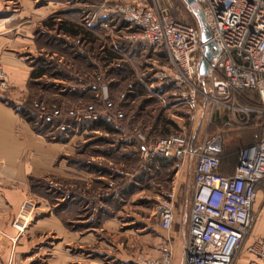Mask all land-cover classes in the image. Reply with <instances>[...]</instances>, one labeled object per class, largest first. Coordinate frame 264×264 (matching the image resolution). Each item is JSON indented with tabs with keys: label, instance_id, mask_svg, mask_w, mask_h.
Instances as JSON below:
<instances>
[{
	"label": "rangeland",
	"instance_id": "rangeland-1",
	"mask_svg": "<svg viewBox=\"0 0 264 264\" xmlns=\"http://www.w3.org/2000/svg\"><path fill=\"white\" fill-rule=\"evenodd\" d=\"M0 1V7H4L8 0ZM9 1L13 2V8L7 9L10 13L6 15L0 14V21L6 18L18 23L13 28L17 35H31L33 48H28L30 51L25 55L32 71L42 60L52 68L46 76L31 82L29 88L0 91L3 101L16 111L27 101L40 100L64 107L89 103L93 98L88 87L96 73L115 85V98L128 83L137 87V94L127 107L126 134L114 127L113 133L78 129L74 135L55 133L52 138L42 135L46 141L62 144L57 161L59 173L31 177L32 195L26 199L35 205L34 216L22 235L29 240L38 237L46 251L59 245L62 249L57 256L59 261H48L50 264H86L90 258L98 259L97 264H137L140 256L155 254L164 240L173 244L175 239L182 242L181 254L177 256L180 263L193 202L194 159L184 160L180 167L174 160L147 162L134 138L135 129L148 135L154 131L157 137L153 138H161L165 123L170 124L169 133L192 129L189 109L176 104L174 89L160 98L147 86L149 77L168 63L167 51L158 49L156 56H150L152 49L141 50L148 48L147 44H142L139 51H130L124 44L128 43L124 38L128 32L123 31L128 23L118 15L101 11L99 0ZM156 2L176 19L188 23L199 20L196 4L189 5L185 0ZM28 7L31 12L26 11ZM65 24L78 25L89 34L86 37L68 34L63 29ZM103 57L124 60L117 67L115 60L104 61ZM60 73L62 76H56ZM21 90L25 91L24 96H20ZM251 102L240 100L250 108H263L258 100ZM249 116L237 113L239 121H236L226 110L222 115L215 114L211 123L209 118L205 119L197 128L201 136L206 133L209 139L219 140L224 171L236 165L242 148L262 136L264 115L252 112ZM168 191L175 194V220L170 230H164L156 209L162 193ZM259 210L256 206V211ZM51 219H59L64 231L72 236L63 234ZM62 236L67 238L65 242ZM252 236L253 231L243 241L233 264H264V260L248 251L254 241ZM46 253L50 257V251Z\"/></svg>",
	"mask_w": 264,
	"mask_h": 264
},
{
	"label": "built area",
	"instance_id": "built-area-1",
	"mask_svg": "<svg viewBox=\"0 0 264 264\" xmlns=\"http://www.w3.org/2000/svg\"><path fill=\"white\" fill-rule=\"evenodd\" d=\"M99 2L101 11L118 15L128 23L130 31L124 36L127 41L167 51L168 63L149 77L147 86L160 98L174 89L176 104L189 109L191 122L201 126L209 118L211 123L215 114L222 115L226 110L236 121H239L237 113L248 117L252 112L264 115V0H194L203 10L218 51L206 74L199 71L205 49L199 20L188 23L176 19L156 0ZM123 60H115L114 64L121 67ZM11 88L14 86L0 61V91ZM88 88L93 100L86 104L64 107L34 101L38 119L64 133L72 128L71 120L80 123L105 119L126 134L127 107L136 93L134 83H128L115 98L111 83L104 80L103 74L96 73ZM245 91L255 93L263 108L241 104L239 96ZM24 95L25 91L21 90L20 96ZM73 129L76 132L79 128ZM134 138L141 146V157L147 162L163 157L176 161L180 167L184 160L194 159L193 202L183 264H233L257 222L254 206L257 187L264 180V125L261 138L241 149L231 175L220 172V149L213 146L218 140L209 139L206 133L194 142L186 132L154 139L135 129ZM161 197L156 213L161 228L170 230L175 216V194L168 191ZM34 206L26 199L15 215L13 226L19 235L27 231ZM248 251L264 260V237L254 240ZM137 264H174L171 243L161 244L155 255L140 256Z\"/></svg>",
	"mask_w": 264,
	"mask_h": 264
},
{
	"label": "crops",
	"instance_id": "crops-1",
	"mask_svg": "<svg viewBox=\"0 0 264 264\" xmlns=\"http://www.w3.org/2000/svg\"><path fill=\"white\" fill-rule=\"evenodd\" d=\"M12 3L9 0L4 2L6 5L0 7V14L6 15L10 13L7 9L13 8ZM26 11L29 12L30 8L28 7ZM4 19L0 21V61L8 74L10 83L15 88H29L32 67L27 61L28 57L25 54L32 50L31 42L33 43V40L30 38V34L17 35L13 33V28L18 23ZM128 30L130 31L129 26L123 28L125 32H128ZM127 42L124 44H126V47L127 45L129 46L128 49L130 51L136 52L141 49L142 43ZM150 49L152 51H149ZM141 50L149 51L150 56L153 57L157 54V50L149 45L148 48L145 47ZM253 98L258 99L254 93L245 95L243 92L239 96V99L243 102H249ZM3 100L0 97V264H47L48 261L57 262L59 261L57 256L62 250L59 245L48 248L47 251H50V257H46V246H41L38 237L29 240L26 235H19L13 226V219L23 201L32 195L31 177H45L59 173L57 161L63 150L62 144L46 141L42 135L35 133L31 124L13 106L8 105ZM178 118L182 119L180 116ZM192 124V129L189 132H186V128H183L182 132H186L192 140L194 138V142H197L201 138L200 130L197 129L200 125ZM236 165L231 170L224 171L221 164L220 171L222 170L221 173L225 175H231L234 173ZM257 191L258 197L254 209L256 211L257 206L260 210L259 212L256 211L257 222L253 228V240L264 237V180L259 183ZM51 220L54 226H58L61 229L60 231L63 234L72 236L66 230L64 231L59 219ZM41 221L42 219L38 220V222ZM188 227L189 221L187 230ZM62 238L64 242L67 239L63 236ZM166 241L164 240V242ZM172 243L174 244H171L173 250L174 247L176 250V253L174 251V264H183L186 242L185 245L183 244V259H181L180 263V260L177 261V256L181 254L182 242L175 239ZM155 252L157 254L158 247ZM146 254L153 255L150 253ZM87 260H90V263L86 264H97L98 259L90 258ZM58 263L61 264L60 262Z\"/></svg>",
	"mask_w": 264,
	"mask_h": 264
},
{
	"label": "trees",
	"instance_id": "trees-1",
	"mask_svg": "<svg viewBox=\"0 0 264 264\" xmlns=\"http://www.w3.org/2000/svg\"><path fill=\"white\" fill-rule=\"evenodd\" d=\"M63 29L65 30V32H67L68 34L71 35H80L83 37H86V35H88L89 33H87L82 27H79L78 25H71V24H65L63 25ZM117 59V57H103V60L106 61H112ZM51 66L47 63H45L44 60H42V62L37 63V67L35 69H33L32 73H31V79H30V83L31 82H36L38 79L43 78L44 76H46V74L49 73V71L51 70ZM63 73H60L56 76H62ZM59 78V77H58ZM127 86V85H126ZM125 86V88H126ZM111 88L112 91L115 88V85L113 83H111ZM124 88V89H125ZM137 89V87H136ZM90 92V91H89ZM92 94V98H93V93ZM137 93L134 94V96ZM245 95H252L253 92L250 91H245L244 92ZM255 94V93H254ZM134 96L131 98V100L134 98ZM255 96L258 98V96L255 94ZM114 97V96H113ZM250 97V96H249ZM259 101V98H253L251 101ZM249 101L248 104H251L252 102ZM260 102V101H259ZM18 112L20 113V115L25 118L32 126V128L41 135H44L45 137L48 138H52L53 135H55V133H60V134H64V135H74L75 131H74V127H78L79 130H104L106 132H115V128L114 125L108 123L105 119H99V120H85L83 122H76L74 120H71L70 122H72V128L69 129L68 132H59L56 131L54 129V127H52L49 123H46L44 121H41L38 119V113L37 110L34 108V102L31 101H27L24 102V104L19 108ZM167 123H170L169 121ZM170 127V124H164V128L166 129L164 134L160 135V136H166L169 135L171 133H179V131L176 132H170V130H168ZM182 132V131H180ZM149 135L152 137H157L156 134L154 133V131H150ZM219 141V140H218ZM254 143V142H253ZM252 144V143H251ZM218 148L221 151L220 146H218ZM153 161H157V162H168L170 163V159H166L163 157H157L155 158Z\"/></svg>",
	"mask_w": 264,
	"mask_h": 264
},
{
	"label": "water",
	"instance_id": "water-1",
	"mask_svg": "<svg viewBox=\"0 0 264 264\" xmlns=\"http://www.w3.org/2000/svg\"><path fill=\"white\" fill-rule=\"evenodd\" d=\"M185 1L189 5L195 4L194 0H185ZM196 14L199 17V22H200V26H201V30H202L201 38H202V41L205 43L204 54H203V57L201 59L199 71H200V74H206L208 72V67H209V63H210L211 59L214 57V55L218 51L216 48L215 41L212 40V33L210 31V28L206 24V20H205L203 10L201 8H198L196 10ZM213 146L214 147L219 146V141H218V143H214Z\"/></svg>",
	"mask_w": 264,
	"mask_h": 264
}]
</instances>
